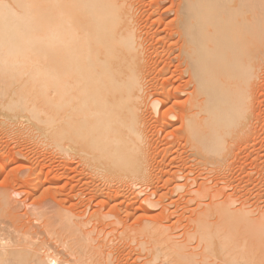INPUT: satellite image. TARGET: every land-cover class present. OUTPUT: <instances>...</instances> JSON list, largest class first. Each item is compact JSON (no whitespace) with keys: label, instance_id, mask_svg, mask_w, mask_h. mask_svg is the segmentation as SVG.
Instances as JSON below:
<instances>
[{"label":"bare ground","instance_id":"1","mask_svg":"<svg viewBox=\"0 0 264 264\" xmlns=\"http://www.w3.org/2000/svg\"><path fill=\"white\" fill-rule=\"evenodd\" d=\"M132 9L131 0H0V106L1 109L8 108L9 112L11 109L13 113L9 116L19 120L20 128L24 129L31 121L42 127L55 144L64 139L68 140L70 148L75 152L74 156L78 157L82 164L94 167V170L98 169L97 172L108 171L110 176H120V180H126L128 177L137 182L140 179H150L151 174L147 163L150 158V143L144 132L148 126L144 116L146 117L145 112L149 108L145 75L142 74L147 68L143 69V66L146 65L144 62L148 56L144 58L142 37L137 34L134 26L137 14L133 18L132 12L135 11ZM178 14L183 22L178 56L181 55L185 62L183 71L188 74L187 85L192 86L187 92L189 96L186 103L184 102L185 107L180 112V119L186 125V139L195 153L201 152L213 161L223 162L231 142L248 120L250 90L260 77L258 70L262 66L264 68V0H180ZM181 57L178 59L181 60ZM28 67L32 70V73L29 71L30 75L27 73L29 78L31 77L30 81H34L33 78L41 81L38 87L40 91H36L40 94L35 92L36 98H33L40 100L42 105L48 104L46 106L49 108L43 106L50 110L53 108L51 112L54 111L53 114L56 115L49 114V110L48 113L43 112L46 110L43 108L34 111V108H29V104L23 105L25 103L22 107L15 99V102L5 99L9 98L6 94L9 87L8 73L11 70H26ZM161 85L153 87V94H164L152 103L154 115L163 113L161 107L171 101V96L165 95L166 85ZM50 89H54L55 96L50 97ZM174 96L177 97H172ZM51 104H55L56 109ZM61 109L66 112V109H69L72 116L65 117L68 113L62 115L64 111ZM167 114L160 116H168ZM168 122L160 124L158 131L168 128ZM65 146L66 149L67 145ZM19 152L22 156L29 157L27 151ZM38 154L35 156L38 157ZM31 188L33 190V187ZM28 190L24 192L29 196L32 191ZM20 192L13 188L2 196L4 209H7L9 214L0 210V264H99L90 238L83 233L78 236L80 242L77 240L78 242L69 246L64 253V250L58 251L47 244L31 243L32 241H28L31 237L27 236V230L20 233L14 229L5 215L16 216L15 212L20 210V199L17 201L13 198H18ZM214 193L211 192V196L217 194ZM215 201L217 200L214 199ZM218 202L216 208L212 209L216 216L212 224L209 221L214 218L207 220L209 215L205 214L206 207L205 212L202 211L204 217L198 218L202 222L200 224L198 221V225H201L198 232H202L201 241L206 243L204 252L217 251L216 255L221 256L220 262L227 264H264V211L255 213V208L251 209L248 205L236 208V202L234 203L230 196ZM200 214L199 216H202ZM170 237L172 238H168ZM155 238L159 240L150 238L155 241L152 245L155 261L164 256L166 260L163 264H191L196 257L190 254L192 252H188L190 256L186 255L184 251L188 249L184 250L183 247L186 248L187 245H176V237L173 241L169 240L171 242L166 238L168 245L164 246L157 242L162 237ZM181 249L184 254L180 253ZM210 252L205 255L206 261L214 255ZM185 256H188L189 260ZM214 258L218 259L215 255ZM194 262L192 261V264Z\"/></svg>","mask_w":264,"mask_h":264},{"label":"rangeland","instance_id":"2","mask_svg":"<svg viewBox=\"0 0 264 264\" xmlns=\"http://www.w3.org/2000/svg\"><path fill=\"white\" fill-rule=\"evenodd\" d=\"M131 1L132 11H135L134 13L132 12L133 18L137 14L134 18L136 20V23H134L136 28H134L137 29V34L142 37L141 41L145 49L144 58L148 56L146 59L147 62H144V65L145 63L146 65L143 66V69L145 67L147 68L143 70L144 73L142 72V74L143 76L145 75L146 97L148 102V107H146L149 108L145 112L146 117L144 116V120L147 122L145 124L148 126L146 127L147 129L144 127L145 125L143 128L146 129H144V132L150 143L148 144V149L150 148L148 158H150L147 159L148 168H151L150 179H140L134 182L130 178L128 179V177L126 180H120V176L118 178L113 177L112 174L110 176V172L108 171L97 172L98 169L94 170V167H89L85 163L82 164L79 158L74 156L75 152L70 148L68 140H62L63 143L62 141L59 143L55 141V144L50 135L45 134L42 127H38L35 122L31 121L27 123L30 126L25 122L26 127L22 129L23 127L20 128L18 119L10 118L9 115L13 113L11 109L9 112L8 108L6 109L4 107V109H1L0 106V173L2 174H0V210L8 213L7 209H4L3 206V194L10 192L13 188L19 192L22 191L18 198L17 196L13 197L17 201L20 199L19 202L21 205L20 210L15 212L16 216L11 215V219L9 215H5L14 229L20 231V233L27 230V236L31 237L28 238V241H32L31 243L37 245L47 244L57 248L58 251L64 250V253L69 246H73L77 240L79 241L78 236L83 233L90 238L94 247H92V250L97 254L96 258L99 264H163L166 260L164 256H160L161 258L159 257L160 259H157V261L154 259L155 254L152 251V245H154L153 242H155L156 236L157 238L162 237L160 241H157L162 246L165 244L168 245V242H171L169 240L173 241V238L176 237L174 239V243L178 241L176 245H187L183 249L188 250L184 251L181 249L182 252L180 250V253L184 254L185 252L188 255V252H192L190 254H193L194 257L196 256L194 260H197L198 263L194 262V260L192 261L196 264H221L223 261L220 262V255L217 256L216 253L218 254V252L215 250H212V252L208 251L207 253H214L215 257L218 258L217 260L214 258V255L209 259L206 256L207 261L204 259L205 255H207L204 252L206 251L204 249L206 243L205 241H201L202 232H198V228L200 229V224H202L198 218L201 219V217H204L202 211L205 212L206 207L205 214L209 215H207L208 217L206 216L208 218L207 220L209 221L214 218L213 221H209L212 224L216 219V216L212 213L217 206L216 202L218 200L221 202L229 198V196L230 199H234V203L236 202L234 205L235 207L237 206L236 208L248 205L251 209L255 208L257 210L254 209L255 213H258L260 210L264 211V68L262 66L263 69L260 67L258 70L260 77L257 76V83L250 90L248 99L250 103H248L249 110L247 111L248 120L241 127L240 133L237 135L238 137L236 136L231 142L230 148H228L229 151L225 155L226 159L224 158L225 162L223 160V162L219 161L218 163V161L207 158L205 154L203 156L201 152L199 154L195 153L186 139V125L180 119V112L183 111L186 99L189 96L187 92L192 88L191 85H187L188 74L184 72L186 67L185 62L180 54L178 56L181 44L179 36H183V22L178 14L180 0ZM178 57H181L184 66H182V61ZM29 68L26 70H11L8 73L9 87L6 94L9 95H7L9 98H5L6 96L4 98L8 102L11 100L14 101L15 99L18 105L21 104V106L23 103H25L23 105L29 104V108H34V111H37V109L42 110L43 108L46 109L43 112L46 111L48 113L47 110H49V114H53L54 111L51 112L53 108L51 110L46 108L48 104L44 105L42 102L46 106L44 107L39 103L40 100L37 101L34 99L36 98L34 96L35 92L40 91L38 87L41 81L38 78L36 80L33 78L32 80L34 81H30L31 77L29 78L27 74L31 69ZM30 73H32V70ZM150 74H153V76H150ZM148 78H151L150 81ZM70 79L73 83V79ZM161 84L166 85L167 90L165 91H168L167 93L165 92L166 97L171 96V101L167 105H164V107H161V112L164 111L161 114L165 113L166 115L168 113V116L164 117H161V114L154 115L155 112L152 106L155 99L161 98L164 95L153 94L155 93L153 87L156 85L158 87L162 86ZM169 90L172 92L171 94L177 95V97H172L173 95L170 94ZM54 93V89H50V97L52 95L55 96ZM36 94L40 93L36 92ZM54 105L51 104L52 107ZM66 110L68 112L63 110L62 115L68 113L69 115L67 114L68 116L65 115V117H69V109ZM22 115L25 114H21L20 116ZM53 115H56V113ZM153 115L156 117L153 118ZM168 121L170 122L169 127L167 126L168 128H163L158 131L161 127L160 124L162 125L163 122ZM65 145H67V150L64 148L66 147ZM63 148L64 150L62 152ZM68 149L72 152H69ZM65 150L67 151L66 153H64ZM17 151H27L29 157H24ZM36 153L40 155L38 154L39 156L36 157ZM68 153L70 155H67ZM41 162L45 163L43 164ZM26 167L29 168L26 169ZM56 175L58 177H56L57 179L54 177ZM7 186L9 187L7 188ZM31 187H33V190ZM86 187L87 190H85ZM207 187L210 189L208 190ZM213 189H216L217 192ZM27 190L32 191L29 196L24 192ZM211 192L215 194L214 197L213 194L211 196ZM214 199L217 201L214 202ZM52 200L53 202L51 203ZM132 202L135 204L133 205ZM209 204L212 206L210 207ZM143 207L146 208L143 209ZM116 210L119 211L117 212ZM200 213L202 216H199ZM210 217L212 218L209 219ZM18 218L21 219L19 220ZM198 221L200 223L199 225ZM165 236H167L168 242H166ZM169 236H172V238H168ZM60 255L62 256V253ZM201 259L205 260L206 263H204L205 261L202 262ZM179 264L182 263L179 262ZM223 264L227 263L223 262Z\"/></svg>","mask_w":264,"mask_h":264}]
</instances>
